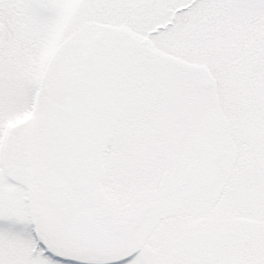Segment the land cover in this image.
<instances>
[{
	"label": "snow or ice",
	"instance_id": "obj_1",
	"mask_svg": "<svg viewBox=\"0 0 264 264\" xmlns=\"http://www.w3.org/2000/svg\"><path fill=\"white\" fill-rule=\"evenodd\" d=\"M0 264H264V0H0Z\"/></svg>",
	"mask_w": 264,
	"mask_h": 264
}]
</instances>
